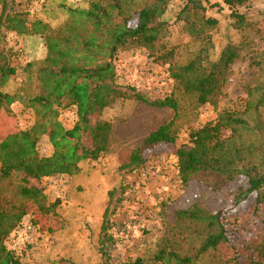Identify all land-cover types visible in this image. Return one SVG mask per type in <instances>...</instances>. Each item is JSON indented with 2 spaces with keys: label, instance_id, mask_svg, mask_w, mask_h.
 <instances>
[{
  "label": "rangeland",
  "instance_id": "374dc122",
  "mask_svg": "<svg viewBox=\"0 0 264 264\" xmlns=\"http://www.w3.org/2000/svg\"><path fill=\"white\" fill-rule=\"evenodd\" d=\"M135 8L149 6L154 0H127ZM15 12L28 14L30 22L42 20L53 28L67 18L65 8H85V0H8ZM205 17L217 21V26L207 30L213 49L211 59L229 47L236 54L234 62L225 72L224 83L215 105L194 109L193 99L180 94L178 116L168 108H156L133 98L139 92L151 99L163 98L175 87L169 66L186 64L200 48L184 31L176 16L184 5L182 0H169L160 20L167 23V37L163 43L174 49L169 61L156 60L143 50L129 49L118 54L115 61L116 82L126 91L128 99L119 100L107 108L99 120L111 124L110 145L106 154L97 160L80 163L74 176H55L43 179L38 187L43 191L41 212L31 202L25 204L29 221L35 228L33 239L24 236L18 264H131L143 259L152 264L156 245L167 236L170 239L177 229L183 231L188 223L179 226L176 213L193 206L204 212H221L228 229L230 243L202 255L197 264H264V204H257L250 196L234 205V195L245 186L246 179L237 177L220 187L214 177L195 179L186 186L179 182L175 152L178 148L192 147L190 134L205 124L213 123L224 111L244 119L250 127L260 125L259 134L251 133L231 139V147H261L264 139V108L248 109L260 93L249 97V91L264 88V0H249L235 12L245 18L241 28H236L231 10L221 0H202ZM1 12V0H0ZM135 25V19L129 23ZM11 54L10 64L16 75L6 86L14 92L27 86L28 63L41 61L46 56L44 40L39 36L19 37L7 34L0 40ZM11 111L12 130L32 126L34 114L26 106L14 104ZM174 118L176 130L174 144H158L145 149L144 164L135 170L124 169L131 153L144 138L165 122ZM59 122L71 129L76 121L74 109L59 114ZM11 125V124H10ZM230 132L224 131L223 138ZM42 157L52 154L46 136L37 145ZM244 153V158L256 161L264 154ZM17 180L4 184L3 196L9 201L17 194ZM108 208V221L103 232V214ZM21 221V222H22ZM20 222V223H21ZM7 239V238H6ZM190 242V241H189ZM195 243L194 241H191ZM6 243V241H5ZM188 244L183 245L187 249ZM102 247H104L102 252Z\"/></svg>",
  "mask_w": 264,
  "mask_h": 264
},
{
  "label": "trees",
  "instance_id": "16d2710c",
  "mask_svg": "<svg viewBox=\"0 0 264 264\" xmlns=\"http://www.w3.org/2000/svg\"><path fill=\"white\" fill-rule=\"evenodd\" d=\"M85 8H65L67 18L53 28L42 20H28V14L15 12L8 0H1L0 40L7 34L39 36L44 40L46 56L43 60L28 63L27 86L6 91V86L16 75L10 64L11 54L0 44V264H18L7 250L5 241L10 233L28 214L25 204L31 202L46 213L44 195L39 183L55 176H74L80 163L97 160L106 154L110 145L111 124L99 120L103 112L119 100L128 99L126 91L116 82L115 61L118 54L129 49L143 50L156 60L169 61L174 49L163 43L167 37V23L160 20L169 0H154L149 6L137 9L127 0H85ZM183 7L176 22L200 48L186 64H171V79L175 87L163 98L151 99L139 92L133 98L156 108L170 109L176 118L181 109L180 94L193 99L194 109L215 105L221 93L225 72L234 62L233 49L225 47L216 60L211 59L213 49L206 31L217 26L213 18L205 17L202 0H182ZM241 28L245 18L235 9L249 0H221ZM135 19V25L129 23ZM5 88V89H4ZM260 93L246 109L264 108V88L250 90L249 97ZM21 104L34 114V122L27 129L12 130L14 114L11 106ZM74 109L76 121L71 129H65L58 120L59 114ZM11 124V125H10ZM174 118L151 131L135 149L124 169L140 168L145 158L143 151L158 144H174L176 130ZM230 135L223 138V132ZM260 125L250 127L247 122L231 112L224 111L215 122L205 124L190 134L192 147L176 150L179 182L186 186L195 179L214 177L221 186L237 177L246 179L234 195V205L250 196L257 204H264V154L256 161L244 158V153L259 152L264 148L231 147V139L251 133L259 134ZM42 136L48 138L52 154L42 157L37 145ZM264 141V139H263ZM17 180L14 201L3 196L4 184ZM200 205L176 213L177 222L188 223L183 231L177 229L169 238L164 237L156 245L152 264H197L200 257L221 245L230 243L228 229L221 212L209 213ZM102 231L106 229L108 208L103 214ZM190 241V242H189ZM194 241L195 243H192ZM188 244L187 249L183 245ZM102 252L104 247L101 248ZM136 259L131 264H148Z\"/></svg>",
  "mask_w": 264,
  "mask_h": 264
},
{
  "label": "built area",
  "instance_id": "2783aa9c",
  "mask_svg": "<svg viewBox=\"0 0 264 264\" xmlns=\"http://www.w3.org/2000/svg\"><path fill=\"white\" fill-rule=\"evenodd\" d=\"M35 235L34 226L27 220L22 221L7 237L6 239V248L7 250L15 257H19L21 254V246L24 242V236H29L27 243L29 240L33 239L31 236Z\"/></svg>",
  "mask_w": 264,
  "mask_h": 264
}]
</instances>
